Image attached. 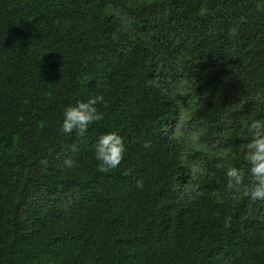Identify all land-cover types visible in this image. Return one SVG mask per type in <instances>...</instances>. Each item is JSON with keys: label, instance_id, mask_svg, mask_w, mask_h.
Here are the masks:
<instances>
[{"label": "trees", "instance_id": "1", "mask_svg": "<svg viewBox=\"0 0 264 264\" xmlns=\"http://www.w3.org/2000/svg\"><path fill=\"white\" fill-rule=\"evenodd\" d=\"M98 93L103 119L63 133ZM254 119L264 0H0V264H264V201L225 174Z\"/></svg>", "mask_w": 264, "mask_h": 264}, {"label": "clouds", "instance_id": "2", "mask_svg": "<svg viewBox=\"0 0 264 264\" xmlns=\"http://www.w3.org/2000/svg\"><path fill=\"white\" fill-rule=\"evenodd\" d=\"M105 97L101 94L89 96L87 100L77 101L75 105L65 108L60 124L61 131L65 134L75 132L84 136L89 126L103 119V113L98 105L105 104ZM251 139L245 145L247 151V172L230 166L226 170L227 186L235 188L244 184L249 178V185L245 192L252 201H264V120L254 119L247 125ZM149 147V144H145ZM75 151V146L72 148ZM123 137L117 132H109L101 135L94 145V158L98 162L97 169L108 172L116 169L121 164L125 154ZM41 164L47 166L48 161L42 160ZM74 162L71 159L64 160V166L71 168Z\"/></svg>", "mask_w": 264, "mask_h": 264}]
</instances>
